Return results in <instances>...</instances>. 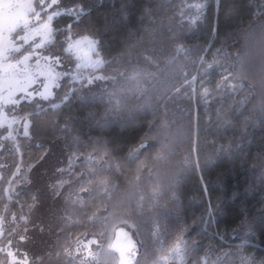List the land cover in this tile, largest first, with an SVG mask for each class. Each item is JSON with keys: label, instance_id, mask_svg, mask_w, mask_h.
<instances>
[{"label": "trees", "instance_id": "obj_1", "mask_svg": "<svg viewBox=\"0 0 264 264\" xmlns=\"http://www.w3.org/2000/svg\"><path fill=\"white\" fill-rule=\"evenodd\" d=\"M82 5L55 17L54 44L90 35L104 63L25 110L22 153L14 148L2 183L0 209L22 166L11 180L22 207H8L30 218L34 171L50 149L73 166L77 190L64 191L56 234L33 264H79L65 250L105 230L108 208L132 232L139 264H154L177 239L189 249L184 264H264V0ZM89 77L103 86L82 98ZM141 143L147 147L131 156Z\"/></svg>", "mask_w": 264, "mask_h": 264}, {"label": "snow or ice", "instance_id": "obj_2", "mask_svg": "<svg viewBox=\"0 0 264 264\" xmlns=\"http://www.w3.org/2000/svg\"><path fill=\"white\" fill-rule=\"evenodd\" d=\"M43 4L44 0H40ZM57 0H51L49 7H54ZM198 11L202 12L205 5H194ZM36 12L34 17H29L30 12ZM59 13H52L48 19L39 24L36 28H30L33 19L39 20L40 14L35 9L31 0H7L5 10L3 12V21L0 22V127L6 130L10 125L6 124V118H11L15 123L14 113H8L4 105H12L15 107L24 101L34 99L39 96L43 100H48L53 96V89L59 87L58 81L62 76L68 75L67 72L61 73L59 69L64 68L62 58L60 56L44 55V64H41V53L37 49H41L46 43L54 41V29L52 21ZM24 27V33L17 36L16 40H23L25 44L33 41L36 37H40V41L33 45V50L23 53L17 58H11V52H20L24 44L16 43L12 39V34L17 31L19 27ZM69 31L71 25L68 26ZM96 48V42L89 37H73L69 35L66 43L63 45L64 55L72 58L73 66L76 69L82 67L99 68L103 61L94 59L92 51ZM212 65H209L211 68ZM97 79L102 77H96ZM227 87L235 90L238 87H243L242 84L228 85ZM42 89V90H39ZM243 104L244 102L241 101ZM25 134H27L28 124L23 123ZM10 138V137H9ZM147 145L141 143L134 149L130 155L136 156L139 151L146 148ZM14 182V181H13ZM11 183V182H10ZM9 191H13L11 187ZM87 192L88 189H82ZM8 211L7 208L4 209ZM22 218V217H21ZM4 215L0 213V238L6 240L0 244V255L4 259H0V264H30L28 254L20 251V241L26 239L25 236H20L18 240H13L5 236L4 229ZM15 219V217H14ZM127 224V221L124 222ZM129 227H135L130 225ZM12 231H15L14 229ZM121 234L126 243L121 245L119 243ZM11 235V233H9ZM117 242L110 244L109 249L118 257V264H139L136 259L137 249L135 242L131 239L129 233L120 229L116 233ZM79 241L77 244L79 245ZM96 243L95 241H88V245ZM67 252V250H65ZM70 254V253H69ZM189 255L187 244L182 239H177L170 246L162 249L161 255L157 257L154 264H169L170 260L179 259L181 264H184V258ZM87 258L94 259V254L89 250ZM81 264H84L82 261ZM207 264V261L202 262Z\"/></svg>", "mask_w": 264, "mask_h": 264}, {"label": "rangeland", "instance_id": "obj_3", "mask_svg": "<svg viewBox=\"0 0 264 264\" xmlns=\"http://www.w3.org/2000/svg\"><path fill=\"white\" fill-rule=\"evenodd\" d=\"M72 2H79L80 4H78L77 6H68V4ZM83 2L84 0H57L56 5L51 8L49 7L51 0H49L47 4L43 3L41 5V8L44 9L42 11L46 12L44 13L46 17H41L39 10H37L40 14V19L37 20V27L39 24L44 23L52 13H59L58 15L64 12L77 14L82 9ZM85 36L89 37L91 40L96 42V48L92 51L93 58L100 59L104 63L103 57L99 53H97L98 41L96 38L90 35H80L73 37ZM36 40L37 43H39L40 37H37ZM37 51L41 53L40 62L42 65L44 64V55L60 56L64 64V68L59 69V71L61 73H68V75L62 76V78L58 81L59 87L53 89V96L50 99L43 100L39 96H35L34 99H29L31 102H34L39 106L43 105V103L46 101L58 98L61 93L63 83L66 79H70L69 84L72 90L75 86L74 82H81L83 77L86 75V72H89L94 69L91 67H82L80 69H76L73 66L72 58L67 55H64L63 49L60 47V44H54V41L46 43L43 48L37 49ZM20 55H23V53L16 54L13 58H17ZM102 86L103 85L98 81L96 77L93 79H90L89 77L79 90L80 96L82 98L94 97L99 94L98 90L101 89ZM106 87H108L107 84L104 85V89ZM66 96L64 98H66ZM24 120L25 119H22V116H17L15 118V123L11 122L10 127H8L7 131V136L8 138L10 137L9 140H11V142H15L14 148H16L19 154H21L22 152L20 150V146L17 144V139L19 133L25 134V129L24 127L22 128ZM65 158L66 155L59 149H50L48 155L43 159L42 164L39 166V169H37V171H34L35 179L33 182V189L35 190V202L33 203V206L29 209L30 218H28L27 213L20 214L19 217V215L12 208L8 207L10 204L0 209V213H2L5 218V236L13 240H18V238L22 235L26 237L24 241L19 242L20 251L26 252L28 254L30 264H33L37 253L41 251L44 247L48 246V244H50V240L56 234V228L58 226V223L63 217L62 197L64 191L66 190V192L72 193L77 190L78 187V183L76 181L69 180L70 175L73 173V166L72 164L66 166ZM21 170H23L22 166L16 167L15 171L10 176L11 179H9V183L13 179L14 175L16 173L21 172ZM64 172L68 173L66 180H64L63 178ZM21 180H17L15 184H19V182L21 183ZM8 184L6 185V196L13 195V193L9 191V188L11 186H8ZM24 187H27V185ZM80 191L82 195L85 193V191ZM5 208L8 209L7 212L4 211ZM106 214L109 216L110 220L107 223L105 230L78 239L74 243V245L70 249H68L67 258L73 259L79 264H81L82 261L84 262V264H89L92 262L104 264H118V257L109 249V245L113 244L117 239L116 233L120 229H123L124 232L129 233L131 239L134 242L135 240L129 228H126L121 223V217L117 218L113 216V209L108 208ZM28 219H30L28 223L21 222V220L26 222ZM13 229L15 231H12ZM9 233H11V235H9ZM90 240L95 241L96 243L88 245V241ZM78 241L80 242L79 245L77 244ZM4 242H6V240L0 238V244H3ZM120 244H124L123 240H121ZM89 250L94 254V259L87 258Z\"/></svg>", "mask_w": 264, "mask_h": 264}, {"label": "flooded vegetation", "instance_id": "obj_4", "mask_svg": "<svg viewBox=\"0 0 264 264\" xmlns=\"http://www.w3.org/2000/svg\"><path fill=\"white\" fill-rule=\"evenodd\" d=\"M49 0H44V3L47 4ZM31 2L34 4L35 9L39 10L41 17H46V15H44V10L43 8H41V3L40 0H31ZM6 3L7 0H0V22L3 21V12L5 10L6 7ZM62 14V13H61ZM29 17H34L36 15V12H30ZM53 22V21H52ZM30 28H36L37 27V20L33 19L31 21V24L29 26ZM24 33V27L21 26L17 29L16 32H14L12 34V39L19 44H24V47L21 49L20 52H11L10 56L11 58L14 57V55L16 54H21V53H25V52H29L33 50V45L37 44V40H33L27 44L24 43L23 40H16V37L23 34ZM55 34V33H54ZM37 38V37H36ZM55 40V39H54ZM53 46V44H52ZM62 48V47H61ZM34 105V102H31L30 100L24 101L21 104L16 105L15 107H13L12 105H4L5 109L7 110L8 113H14L15 118L17 116H22V119H25V117H27L29 115L27 108L32 107ZM12 122L11 118H6V124L10 125V123ZM7 130L4 127H0V199L1 196L3 194L2 191V183L4 180V177L6 176L7 172H8V167L10 166L11 161L13 160V156H14V143L12 144L11 140H9L8 136H7ZM15 185H19V184H15ZM6 191V188H5Z\"/></svg>", "mask_w": 264, "mask_h": 264}, {"label": "built area", "instance_id": "obj_5", "mask_svg": "<svg viewBox=\"0 0 264 264\" xmlns=\"http://www.w3.org/2000/svg\"><path fill=\"white\" fill-rule=\"evenodd\" d=\"M11 186V184L9 183L8 186ZM9 200H12V201H9ZM11 202H15L18 204V206L21 208V202L19 199H17L14 195H8L6 196V199H5V205H9Z\"/></svg>", "mask_w": 264, "mask_h": 264}, {"label": "water", "instance_id": "obj_6", "mask_svg": "<svg viewBox=\"0 0 264 264\" xmlns=\"http://www.w3.org/2000/svg\"><path fill=\"white\" fill-rule=\"evenodd\" d=\"M121 240H123L124 244L126 243V240L124 239V237H123L122 234H121V237H120V241H119V243L121 242ZM116 242H117V239H116V241H115L114 243H116Z\"/></svg>", "mask_w": 264, "mask_h": 264}, {"label": "bare ground", "instance_id": "obj_7", "mask_svg": "<svg viewBox=\"0 0 264 264\" xmlns=\"http://www.w3.org/2000/svg\"><path fill=\"white\" fill-rule=\"evenodd\" d=\"M12 188V187H11Z\"/></svg>", "mask_w": 264, "mask_h": 264}]
</instances>
